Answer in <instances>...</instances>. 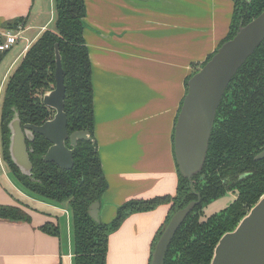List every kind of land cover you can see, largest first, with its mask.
Here are the masks:
<instances>
[{"label": "crops", "instance_id": "0c3cea01", "mask_svg": "<svg viewBox=\"0 0 264 264\" xmlns=\"http://www.w3.org/2000/svg\"><path fill=\"white\" fill-rule=\"evenodd\" d=\"M85 2L95 138L109 182L101 220L110 223L129 200L175 196L179 176L174 130L186 82L228 36L235 0ZM55 20V0H0V40L9 31H20L15 45L22 41L21 50L15 60L45 30H54ZM3 176L0 205L21 206L32 221L0 219V264H64L61 223L60 237L43 232L40 226L57 223L55 217L22 203L31 206L28 201L34 198L45 206L57 205L23 187L25 198H19L9 191V182H14L6 177L7 184ZM170 208L171 204L161 203L130 214L109 235L108 264H150ZM66 230L69 241L68 216ZM72 256L69 251L70 264Z\"/></svg>", "mask_w": 264, "mask_h": 264}, {"label": "trees", "instance_id": "16d2710c", "mask_svg": "<svg viewBox=\"0 0 264 264\" xmlns=\"http://www.w3.org/2000/svg\"><path fill=\"white\" fill-rule=\"evenodd\" d=\"M55 5V29L45 30L28 47L5 88L0 109L2 157L24 189L55 204L69 203L72 211L74 264H108L109 235L130 214L148 211L169 201L171 208L165 221L167 224L172 214L183 208L189 200L196 199L197 194L191 192L190 181L178 169L179 184L175 196L129 200L118 208L110 223H97L90 217L89 206L102 200L109 182L103 171L95 138L92 65L85 39L87 6L85 0H55ZM263 10L264 0H235L231 28L221 45L233 38L240 26L247 24ZM56 44L59 46L65 75L68 130L70 133L89 130L93 140L78 142L73 156L74 166L65 170L54 162L44 160L50 142L37 134L34 141L28 142L33 169L31 175H26L11 158L8 124L15 113H18L23 124L42 125L53 117L55 111L44 104L43 97L56 85ZM2 58L3 52H0V62ZM262 150L264 41L228 85L217 110L205 164L201 173L194 178L195 190L202 199L198 208L224 194L230 182L231 187L238 188V196L227 208L206 221L200 222L197 215L188 217L176 232L164 264L211 263L221 236L234 229L264 194V160H255ZM244 172L249 174L239 180L238 176ZM22 204L39 211L26 203ZM45 214L55 217L57 223L47 221L40 226V230L60 237V218ZM0 219L32 221L31 215L23 207L14 205H0Z\"/></svg>", "mask_w": 264, "mask_h": 264}, {"label": "water", "instance_id": "95a60500", "mask_svg": "<svg viewBox=\"0 0 264 264\" xmlns=\"http://www.w3.org/2000/svg\"><path fill=\"white\" fill-rule=\"evenodd\" d=\"M264 41V10L247 24L240 26L233 38L226 40L212 57L188 79L186 95L181 104L174 130V151L181 175L191 179L206 161L217 110L223 96L247 59ZM56 87L44 94L43 102L55 110L54 117L42 125L22 121L15 113L8 127L11 132L10 154L14 163L26 175L32 174L26 139L35 133L47 138L52 145L44 160L69 170L74 166V151L80 140L92 139L89 130L69 134L65 111L66 84L62 57L56 44ZM70 139L71 147L66 145ZM93 140V139H92ZM264 158V150L257 159ZM105 196V195H104ZM89 206L88 213L101 223L103 199ZM194 202L172 214L158 235L150 264H164L167 250L180 226L184 223ZM210 264H264V194L241 218L237 226L219 239Z\"/></svg>", "mask_w": 264, "mask_h": 264}, {"label": "rangeland", "instance_id": "374dc122", "mask_svg": "<svg viewBox=\"0 0 264 264\" xmlns=\"http://www.w3.org/2000/svg\"><path fill=\"white\" fill-rule=\"evenodd\" d=\"M55 10H56V5H55ZM55 26L53 25V28ZM22 41L21 43L14 45L10 50L3 52V58L0 62V109H1V104H2V100L4 97V93H5V88L7 86V83L9 81L10 76L12 75V73L16 70V68L18 67L20 61L22 60V58L25 56L26 52H23L22 55H20L16 60L15 58L17 57L18 53L20 52ZM24 54V55H23ZM15 60V61H14ZM14 61V62H13ZM2 144H1V137H0V175L3 174L4 176V182H8L6 180V177L11 179L12 182H14V185H12L10 182L8 184L9 186V191H11L14 195L18 196L19 198H25V196H21L22 191L20 190L23 189L22 186H20L18 184V182L16 181V179L13 177L9 167L7 166V164L5 163V161L3 160L2 157ZM3 166H2V165ZM15 183L18 185H15ZM32 194V193H31ZM34 195V194H33ZM173 197V196H171ZM27 198V197H26ZM32 201H28L29 204H32L31 206H33L34 208L40 209V210H45V211H49L51 214L57 216L60 218V223H61V227L64 231V238H65V253H66V258L64 260V264H70V259L68 257L69 255V251H72V255L74 252L73 249V225H72V211L70 209V205L68 202L65 203H59L56 204L57 207H49V206H45L42 205L43 202H39L36 199H31ZM46 200V199H45ZM44 200V201H45ZM42 203V204H40ZM51 203V202H50ZM165 203L170 204L169 201H166ZM65 209L67 211H65ZM68 213V214H67ZM67 216H68V220H69V230H70V239L68 241V233H67ZM70 245V248L68 246V244ZM152 254V253H151ZM72 264H74V260H73V256L71 259Z\"/></svg>", "mask_w": 264, "mask_h": 264}, {"label": "flooded vegetation", "instance_id": "af4514ba", "mask_svg": "<svg viewBox=\"0 0 264 264\" xmlns=\"http://www.w3.org/2000/svg\"><path fill=\"white\" fill-rule=\"evenodd\" d=\"M56 87V85L54 86V88ZM54 110V109H53ZM55 111V110H54ZM54 114H55V112H54ZM54 114H53V117H54ZM52 117V118H53ZM51 118V119H52ZM45 123V122H44ZM25 124H23L22 123V126H24ZM34 125H36V124H34ZM69 131V130H68ZM38 133H35V135H34V139H35V137H36V135H37ZM69 134H71L70 132H69ZM44 137V136H43ZM34 139L33 140H30L29 138H27L26 139V144H27V147H28V151H29V153H30V148H29V144H28V142L30 141H34ZM47 139V138H46ZM48 140V139H47ZM49 141V140H48ZM50 142V141H49ZM52 145V143L50 142V146ZM66 145L68 146V147H71V145H70V139H67L66 140ZM50 146H49V148H50ZM49 148H48V150H49ZM48 150H47V152H48ZM263 151V150H262ZM261 151V152H262ZM46 152V153H47ZM260 152V153H261ZM259 153V154H260ZM259 154H257L256 156H255V160L256 161H260V160H264V158L263 159H257V156L259 155ZM30 155V154H29ZM46 155V154H45ZM45 155H44V157H45ZM56 164V163H55ZM33 169V168H32ZM203 169V168H202ZM202 171V170H201ZM201 171L198 173V174H196V175H194L191 179H189V178H187L189 181H190V188H191V192L192 193H196L197 194V198L196 199H191V200H189L186 204H185V206L184 207H186L188 204H190V203H192V202H194L195 204H194V206L192 207V209H191V211L189 212V214H188V216H187V218L188 217H193L194 215H197L198 216V220L200 221V222H203V221H206L208 218H210L211 216H213V215H215V214H218V213H220L222 210H224L225 208H227L236 198H237V196H238V188H236V187H231V184H232V182H230V183H228L227 184V188H226V190H225V193L224 194H222V195H220L217 199H215V200H213L212 202H210V203H208L207 205H204L203 207H200V208H198L199 207V205L201 204V202H202V199H201V194L199 193V192H197L196 190H195V187H194V183H195V180H194V178L197 176V175H199L200 173H201ZM12 173V172H11ZM249 173H247V172H244V173H241L239 176H238V179L239 180H242V179H244L245 177H247V175H248ZM13 175V174H12ZM13 177H14V175H13ZM15 178V177H14ZM221 199H223L224 200V203H219L218 201L219 200H221ZM46 201H48V200H46ZM48 202H51V201H48ZM183 207V208H184ZM186 218V219H187ZM185 219V220H186ZM185 222V221H184ZM179 230V229H178Z\"/></svg>", "mask_w": 264, "mask_h": 264}, {"label": "built area", "instance_id": "2783aa9c", "mask_svg": "<svg viewBox=\"0 0 264 264\" xmlns=\"http://www.w3.org/2000/svg\"><path fill=\"white\" fill-rule=\"evenodd\" d=\"M19 32L20 31L16 30V31H9L4 34L5 39L0 40V52L10 50L17 43L20 34ZM28 47L26 49H28Z\"/></svg>", "mask_w": 264, "mask_h": 264}]
</instances>
